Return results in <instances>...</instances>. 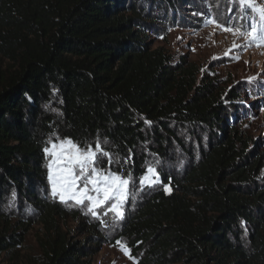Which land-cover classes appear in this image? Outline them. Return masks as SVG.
Returning <instances> with one entry per match:
<instances>
[{"label": "trees", "instance_id": "1", "mask_svg": "<svg viewBox=\"0 0 264 264\" xmlns=\"http://www.w3.org/2000/svg\"><path fill=\"white\" fill-rule=\"evenodd\" d=\"M179 1L0 0V254L33 224L45 234L42 264H88L109 241L103 219L39 195L43 148L57 132L82 144L101 136L139 172L143 146L167 155L193 127L209 134L207 146L189 152L181 176H165L172 190L144 199L118 239L137 264L264 263L262 157L229 122L238 95L222 100L195 65L145 40L153 6ZM12 198L20 211L3 209ZM67 218L86 241L65 231Z\"/></svg>", "mask_w": 264, "mask_h": 264}, {"label": "rangeland", "instance_id": "2", "mask_svg": "<svg viewBox=\"0 0 264 264\" xmlns=\"http://www.w3.org/2000/svg\"><path fill=\"white\" fill-rule=\"evenodd\" d=\"M257 3L264 6V0H257ZM168 9L165 6H153L154 23L147 24L144 32L148 47L151 49L162 47L171 55L174 63L195 65L199 83L212 82L214 93L220 95L222 100L229 99L232 92L238 95L239 98L234 102L236 108L230 115L232 117L229 122L245 135L254 156L262 157L261 175L264 176V46L247 45L244 38L224 30L226 27H243L247 23L241 19L245 9L239 6L238 0H180L173 9ZM234 43L240 47L233 48ZM0 66L5 68L7 61L0 59ZM179 135L184 147L173 144L167 155H159L154 144H151L150 149L143 146L141 150L143 160L139 172L132 168L133 162L130 158L116 154L107 141L106 147L114 163L109 165L107 157H100L101 166L111 167L113 171L119 170L126 178L130 175L131 179L128 196L123 204V219H115L113 213L104 214L111 202L103 208L96 209L98 217L95 218L103 219L106 226L104 231L108 234L109 241L103 243L96 253L85 258L88 264H137L132 256L129 258V254L122 250L126 248L129 251L126 242L117 237L122 225L152 192L166 187L171 191L172 188L166 182L165 176L170 174L181 176L191 164L189 152H193L196 158L199 147L207 146L209 134L201 129L189 127L180 131ZM55 138L66 137L57 132L50 138L49 147L51 142H58ZM97 139L105 140L99 136L85 144H78L81 146L94 144ZM48 159L46 156V168ZM125 160L128 162L124 163ZM149 166L155 168L159 182L141 187L137 178L145 175ZM155 178L153 176V179ZM38 192L40 197L60 201L58 196L52 195L48 180L47 187L40 188ZM12 199L3 204V209L20 211L15 198ZM64 204L79 207L94 217L87 211V201L85 205H76L73 201ZM28 211L26 214H29ZM61 224L75 240L86 241L88 235L80 229L79 221L67 218ZM44 237L42 226L33 224L21 246L14 251L0 254V264H42L39 239ZM117 241L121 243L118 244Z\"/></svg>", "mask_w": 264, "mask_h": 264}, {"label": "snow or ice", "instance_id": "3", "mask_svg": "<svg viewBox=\"0 0 264 264\" xmlns=\"http://www.w3.org/2000/svg\"><path fill=\"white\" fill-rule=\"evenodd\" d=\"M238 3L245 9L241 19L247 23L243 27H226L224 30L244 38L247 45L264 46V6L257 3V0H238ZM236 47L240 45L234 43L233 48ZM55 139L58 142H51L50 147L45 145L43 148L49 158L47 180L51 184L52 195L58 196L63 203L73 201L76 205H85L87 201V211L94 217H98L96 209L111 202L104 214L113 213L115 219H123V204L128 196L131 177L129 175L126 178L119 170L113 171L111 167L101 166L100 157H107L109 165L114 163L106 147L108 142L97 139L94 144L81 146L71 138ZM153 176L156 178L153 179ZM137 179L141 187L159 182L153 166H149L146 174ZM165 191L170 189L166 187ZM122 250L132 258L126 248Z\"/></svg>", "mask_w": 264, "mask_h": 264}]
</instances>
